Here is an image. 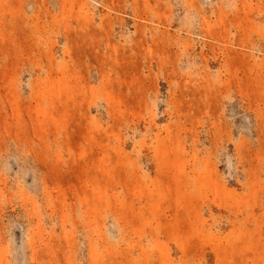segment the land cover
<instances>
[{"label":"rangeland","instance_id":"obj_1","mask_svg":"<svg viewBox=\"0 0 264 264\" xmlns=\"http://www.w3.org/2000/svg\"><path fill=\"white\" fill-rule=\"evenodd\" d=\"M0 264H264V0H0Z\"/></svg>","mask_w":264,"mask_h":264}]
</instances>
